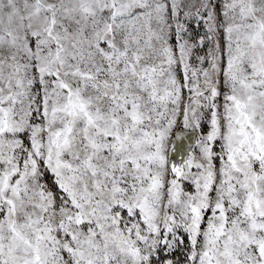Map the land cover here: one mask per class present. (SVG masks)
Wrapping results in <instances>:
<instances>
[{
	"label": "snow or ice",
	"instance_id": "obj_1",
	"mask_svg": "<svg viewBox=\"0 0 264 264\" xmlns=\"http://www.w3.org/2000/svg\"><path fill=\"white\" fill-rule=\"evenodd\" d=\"M0 264H264V0H0Z\"/></svg>",
	"mask_w": 264,
	"mask_h": 264
}]
</instances>
